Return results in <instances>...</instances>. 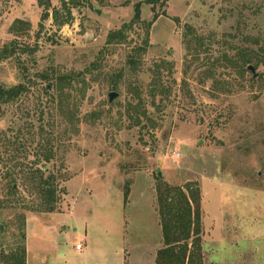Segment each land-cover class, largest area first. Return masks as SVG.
<instances>
[{
	"label": "rangeland",
	"instance_id": "1",
	"mask_svg": "<svg viewBox=\"0 0 264 264\" xmlns=\"http://www.w3.org/2000/svg\"><path fill=\"white\" fill-rule=\"evenodd\" d=\"M19 84L0 102V257L26 221L29 264H153L161 180L199 183L204 264H264V0H0V87ZM40 154L51 213L27 178Z\"/></svg>",
	"mask_w": 264,
	"mask_h": 264
},
{
	"label": "trees",
	"instance_id": "2",
	"mask_svg": "<svg viewBox=\"0 0 264 264\" xmlns=\"http://www.w3.org/2000/svg\"><path fill=\"white\" fill-rule=\"evenodd\" d=\"M46 0H40L43 4ZM48 1V0H47ZM50 2H47L48 5ZM48 8V7H47ZM135 18L132 22L141 17L140 7L135 10ZM129 26V25H128ZM117 34L110 33L109 42ZM25 91V85L19 84L6 89L0 87V102L8 103L15 100ZM9 153V152H8ZM51 154L37 156L31 162L27 172V178L35 182V188L42 200L43 211L51 213L57 208L58 196L56 177L52 174L46 176V166L43 161L49 162ZM12 173L6 174L2 181L13 178ZM16 178L12 179L10 186L11 193H17L15 186ZM157 204L163 230L164 246L158 250L156 264H204L202 244V193L199 183L189 182L185 186L171 185L161 181L157 185ZM22 243L3 250V257H0L5 264H26V221L21 225ZM7 229L6 224L0 225V232ZM6 260L7 263L5 262Z\"/></svg>",
	"mask_w": 264,
	"mask_h": 264
},
{
	"label": "crops",
	"instance_id": "3",
	"mask_svg": "<svg viewBox=\"0 0 264 264\" xmlns=\"http://www.w3.org/2000/svg\"><path fill=\"white\" fill-rule=\"evenodd\" d=\"M27 240H28V237H27ZM26 240V264H29V256H30V252H29V246H28V242ZM83 248L81 249H77V250H82ZM134 259H132L131 256H129V258H124V262L123 264H148V259H144L143 256H139V257H133ZM129 259V261H128ZM42 262L43 263H46L47 262V257L44 256L42 257ZM153 264H156V260L154 259V263Z\"/></svg>",
	"mask_w": 264,
	"mask_h": 264
},
{
	"label": "water",
	"instance_id": "4",
	"mask_svg": "<svg viewBox=\"0 0 264 264\" xmlns=\"http://www.w3.org/2000/svg\"><path fill=\"white\" fill-rule=\"evenodd\" d=\"M253 73H254V78H256L258 76V73L256 72V69L254 66H249L248 67ZM121 97L120 93L112 90L109 95H108V100L110 104L115 103V101H117L119 98ZM160 176H162V173L160 172Z\"/></svg>",
	"mask_w": 264,
	"mask_h": 264
},
{
	"label": "built area",
	"instance_id": "5",
	"mask_svg": "<svg viewBox=\"0 0 264 264\" xmlns=\"http://www.w3.org/2000/svg\"><path fill=\"white\" fill-rule=\"evenodd\" d=\"M179 157H181V153H175L174 154V159L179 158ZM76 247H77V249H81L82 248L81 244H77Z\"/></svg>",
	"mask_w": 264,
	"mask_h": 264
}]
</instances>
